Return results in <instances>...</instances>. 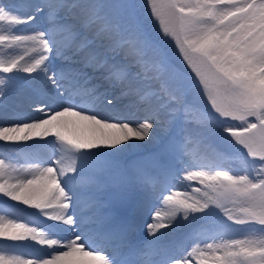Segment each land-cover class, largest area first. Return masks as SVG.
Masks as SVG:
<instances>
[{
    "label": "snow or ice",
    "instance_id": "6c2138e0",
    "mask_svg": "<svg viewBox=\"0 0 264 264\" xmlns=\"http://www.w3.org/2000/svg\"><path fill=\"white\" fill-rule=\"evenodd\" d=\"M147 2L163 36L145 35L130 0H0V49L9 57L0 58V96L15 79L31 87L44 78L39 116L16 111L0 124V141L38 144L22 169L0 158V195L45 218L29 222L0 208V243L52 249L44 257L0 246V264H264V0ZM41 16L45 23L33 28ZM165 38L210 108L192 103L185 80L159 53ZM127 97L145 115L109 114ZM79 122L91 127V138L60 130ZM206 130L235 153L246 150L248 167L224 170L219 161L228 154L209 145L217 162L182 178L202 184V196L172 191L170 178L192 166V145L207 143ZM154 137L153 152L121 160L124 149ZM141 210L152 222L137 237ZM177 229L179 237L167 239ZM237 230L246 235L216 242ZM205 233L213 242L201 239Z\"/></svg>",
    "mask_w": 264,
    "mask_h": 264
},
{
    "label": "bare ground",
    "instance_id": "6f19581e",
    "mask_svg": "<svg viewBox=\"0 0 264 264\" xmlns=\"http://www.w3.org/2000/svg\"><path fill=\"white\" fill-rule=\"evenodd\" d=\"M0 58H4V57H2V56H0ZM5 59V58H4ZM18 75H20L21 77H27V75L28 74H24V73H19ZM33 76H35V74H33ZM24 80V79H23ZM33 84H35V85H38V81H37V78L36 79H34L33 80V82H32ZM14 88H16V86H17V84H16V82H11L10 83ZM14 92V90L13 91H9V89H6L5 90V93H13ZM10 94V95H11ZM0 99L1 100H3V101H5V102H11L12 104H14V105H16V106H22V105H25L26 104V102L21 98V97H19V98H17V99H11V98H6V99H3L2 97H0ZM28 108H30V107H28ZM34 109H35V107L34 108H30L29 110L30 111H34ZM4 117V115H0V119L1 118H3ZM34 117H38V116H34ZM75 127H73L74 129L73 130H76V132H78V133H80V135L78 136V135H76L75 133H73V132H70V133H72V134H74V136L75 137H79V138H83V139H86L85 138V136L86 137H92L93 135H94V133H93V130L91 129V127H89L87 124H86V122H79V123H76V125H74ZM68 129H70V128H68ZM67 131H69V130H67ZM71 131V130H70ZM156 139L157 138H152L151 140H149V141H142V144H140V145H146V146H149V147H151L154 143H155V141H156ZM0 143H14V142H3V141H0ZM138 144V145H139ZM137 144L136 145H133L132 147H133V150L132 151H130V152H128V153H126V154H124L123 156H122V159L124 158V157H126V156H129L130 154H132V153H138V152H140L141 150H143V149H145V148H142V147H140L139 148V146H138ZM148 148V147H147ZM124 151H129V148H127V149H124ZM52 235V234H51ZM20 243H28V241H21Z\"/></svg>",
    "mask_w": 264,
    "mask_h": 264
},
{
    "label": "rangeland",
    "instance_id": "374dc122",
    "mask_svg": "<svg viewBox=\"0 0 264 264\" xmlns=\"http://www.w3.org/2000/svg\"><path fill=\"white\" fill-rule=\"evenodd\" d=\"M13 90H15V88L10 84V88H9V91H13ZM196 94V91H195V88L194 87H192V88H188V95H189V98H191L192 96H194ZM0 97H2L3 99H6V98H10V94L8 95L7 93H4V95L3 96H0ZM141 115H144V112H136L135 113V115L133 116V120H136L138 117H140ZM74 126L73 125H71V124H69L68 125V127L66 128V129H61L63 132H65V133H67V134H69L71 137H75L74 136V134H72V133H70V130L73 132V133H75L76 135H80V133H78V132H76V130H73L74 128H73ZM68 128H70V129H68ZM67 130H69V131H67ZM155 131V130H154ZM160 132H161V130H159ZM85 138L86 139H88V138H91V137H86L85 136ZM142 144V141H137L135 144H133V145H138V144ZM139 144V145H140ZM132 145V146H133ZM138 145V146H139ZM132 146H130L129 147V151H123V153H122V156L124 155V154H126V153H128V152H130V151H132L133 150V147ZM140 147H142V148H145V149H147V147L149 148V146H146V145H140L139 146V148ZM121 156V157H122ZM237 174H240V173H237Z\"/></svg>",
    "mask_w": 264,
    "mask_h": 264
},
{
    "label": "water",
    "instance_id": "95a60500",
    "mask_svg": "<svg viewBox=\"0 0 264 264\" xmlns=\"http://www.w3.org/2000/svg\"><path fill=\"white\" fill-rule=\"evenodd\" d=\"M189 72L191 73V69L189 70Z\"/></svg>",
    "mask_w": 264,
    "mask_h": 264
}]
</instances>
